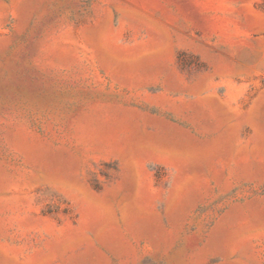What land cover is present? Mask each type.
I'll list each match as a JSON object with an SVG mask.
<instances>
[{"label": "rangeland", "instance_id": "1", "mask_svg": "<svg viewBox=\"0 0 264 264\" xmlns=\"http://www.w3.org/2000/svg\"><path fill=\"white\" fill-rule=\"evenodd\" d=\"M0 264H264V0H0Z\"/></svg>", "mask_w": 264, "mask_h": 264}]
</instances>
